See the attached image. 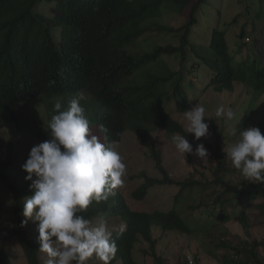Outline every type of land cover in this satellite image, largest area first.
Returning <instances> with one entry per match:
<instances>
[{"label":"trees","instance_id":"trees-1","mask_svg":"<svg viewBox=\"0 0 264 264\" xmlns=\"http://www.w3.org/2000/svg\"><path fill=\"white\" fill-rule=\"evenodd\" d=\"M212 3L213 0H0V126L12 123L21 127L17 107L23 102L39 98L52 113L57 99L66 108L74 94L82 91L85 100L81 103L92 133L105 143L111 142L114 148L126 131H133L162 175L144 173V182L133 192V198L143 200L155 186L178 188L170 210L134 209L119 187L107 201H94L80 213L89 221L102 217L122 220L123 226L115 227L112 239L117 251L109 264H145L135 258L141 242L149 244L148 249L141 250L145 256L158 264H170L157 253L156 226L164 233L205 235L213 247L208 254L220 264H264V240L252 236L255 225L249 211V205L257 201L258 224L264 225V183L244 180L222 150L220 137L215 144L206 137L195 141L194 134L186 133L173 116L194 106L187 88L193 89L195 82L186 83L185 77L201 78L208 71L203 91L232 93L237 84L246 88L248 97L236 114L239 129L251 124L264 134V119L254 117L264 96V60L256 46L257 38L264 39V0H240L242 8L229 19L221 6ZM223 5L229 6L230 2ZM168 15L181 21L171 24L165 20ZM249 28L259 33L251 37L254 42H249ZM154 33L178 44L152 41L148 36ZM229 36L241 41L238 51L230 48ZM144 37V45L139 46ZM175 56L180 60L178 70L166 59ZM101 124L109 129L107 140L99 132ZM160 128L185 135L190 143H203L210 155L212 177L202 173L199 178V170H194L182 181L171 178L154 138ZM37 135L49 138L47 132L42 133V125L37 126ZM9 150L12 151L11 142ZM10 165L11 154L0 164L1 182L11 192L13 202V226L7 230L9 235L0 234V264H12L2 240L13 239L22 246L26 264H47L36 236H31L30 224L20 227L23 199L31 195L30 181L24 179L19 186L11 182ZM234 220L246 234L236 235L237 241L229 238L227 228ZM195 261L201 264L199 255H195ZM175 264L188 261L184 258Z\"/></svg>","mask_w":264,"mask_h":264},{"label":"clouds","instance_id":"clouds-1","mask_svg":"<svg viewBox=\"0 0 264 264\" xmlns=\"http://www.w3.org/2000/svg\"><path fill=\"white\" fill-rule=\"evenodd\" d=\"M83 100L82 91L74 94L66 108L56 100L45 127L49 138L34 144L21 165L25 181H30L31 195L23 199L20 227L29 221L36 225V240L39 250L49 257L47 264H86L92 256L109 264L117 251L114 229L105 224L91 226L80 213L94 201L100 203L114 196L124 184L127 166L111 142L105 143L92 133ZM184 116L185 132L194 134L195 141L210 135L202 105L192 106ZM215 116L233 120L235 113L221 105ZM99 132L107 140L109 129L105 125H99ZM170 139L180 154L203 160L208 157L203 143L194 148L178 133ZM225 153L244 180L264 183V134L259 127L240 130L239 138Z\"/></svg>","mask_w":264,"mask_h":264},{"label":"rangeland","instance_id":"rangeland-1","mask_svg":"<svg viewBox=\"0 0 264 264\" xmlns=\"http://www.w3.org/2000/svg\"><path fill=\"white\" fill-rule=\"evenodd\" d=\"M230 2L229 6L223 5ZM213 6H221L225 12L226 18L229 19L237 14V11L242 8L240 0H213ZM224 15V19L226 20ZM186 18L188 13H186ZM165 20L171 24L178 25L181 20L175 16H166ZM261 26V23H258ZM241 23L238 24L240 26ZM239 28V27H237ZM251 28V27H250ZM249 28L247 36L259 35V33H253ZM152 41H156L160 44L177 43L172 41L170 37H166L162 34L154 33L148 36ZM147 37L140 39L139 46L144 45V40ZM255 39L251 38L249 42H254ZM245 40H242V43ZM241 41L229 36L230 48L238 51L240 49L239 44ZM256 46L258 47V53L262 60H264V39L257 38ZM246 48V47H244ZM173 69L178 70L180 68V60L177 56L166 58ZM189 64H187L188 66ZM206 74L200 77H193L192 75L185 77V82L193 80L195 86L188 87L189 96L195 101V106H203L205 108V120L209 123L210 135L206 137L212 143H216L218 137L222 144V150L226 151L230 144L234 143L239 138V118H236V114L241 111L242 104L248 97V92L243 85L237 84L236 89L232 93H218L213 89L203 91L209 78L208 71ZM203 74V73H202ZM223 105L225 109L231 108L235 113L233 120H227L226 118H218L215 116V110L217 107ZM17 113L21 118V127L16 124L7 123L4 127L0 126V164L3 163L8 155L11 154V165L9 170V177L11 182L19 186L26 172L21 168V165L26 161L30 148L44 139L37 135V126L42 125V133H45V123L51 118L50 111L46 105L43 104L39 98L32 99L21 103L17 107ZM174 118L178 120L185 128L187 127V121L184 114L174 113ZM256 119H264V96L260 99L259 105L254 113ZM252 126L247 125L244 129ZM242 130V129H241ZM172 134L168 133L165 129L160 128L154 133V138L158 148L163 153V162L167 168L171 178L175 180H184L189 177L194 170H199L198 177L202 178V173L208 177H212L208 157L204 160L198 158L193 154H180L176 151L175 146L171 142ZM9 142L12 143V151L9 150ZM195 148L197 143H192ZM114 149L119 152L123 162L127 166L126 175L124 177V184L121 186V193L126 198L127 202L134 207V209H143L148 211L158 210H170L173 206L174 196L177 193L178 188L174 186H155L150 188L148 195L141 201H136L133 198V192L144 182L143 174H147L152 177H162L161 173L157 170L155 161L151 156L149 150L141 143L140 138L131 130L124 133L120 142L115 144ZM257 201L252 205H249V211L254 223L252 228V236L257 239L264 240V225L258 224L259 213L256 209ZM13 216V202L12 194L7 187L1 182L0 179V234L1 237L9 235V228H12L11 217ZM91 226H98L105 224L109 230L115 231V227H122L123 222L117 217L94 219L90 221ZM31 236L38 235L36 231V225L29 221ZM231 235V240L237 241L236 235L246 237L244 229L240 223L236 220L230 222L227 225ZM2 229L4 230L2 232ZM7 231V232H6ZM113 231V234H114ZM154 235L158 239L157 253L168 261L170 264H175L177 260H184L189 254L192 255L195 260V255L200 256L201 264H220L213 259L208 251L213 248L212 245L207 242V237L201 234L199 237L184 235L176 231L162 232L161 228L156 226L154 228ZM113 238V235H112ZM2 244L9 251L12 264H26L25 253L17 241L13 239L5 242L2 240ZM149 244L147 242L138 243L135 250V258L138 262H144L145 264H158L151 256H145L142 253V248L148 249ZM261 255L264 259V248H261ZM46 262L49 257L44 254ZM86 264H103V262L97 259L95 256L90 257ZM195 264L197 262L195 261Z\"/></svg>","mask_w":264,"mask_h":264},{"label":"built area","instance_id":"built-area-1","mask_svg":"<svg viewBox=\"0 0 264 264\" xmlns=\"http://www.w3.org/2000/svg\"><path fill=\"white\" fill-rule=\"evenodd\" d=\"M186 259L189 264H195V260L193 259L191 254H189Z\"/></svg>","mask_w":264,"mask_h":264}]
</instances>
